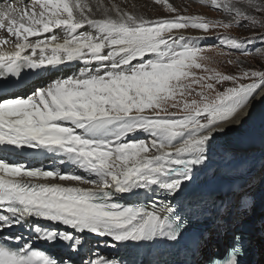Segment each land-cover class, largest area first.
<instances>
[{
    "label": "snow or ice",
    "instance_id": "obj_1",
    "mask_svg": "<svg viewBox=\"0 0 264 264\" xmlns=\"http://www.w3.org/2000/svg\"><path fill=\"white\" fill-rule=\"evenodd\" d=\"M154 2L168 15L134 0L0 4V264H248L264 138L258 171L254 155L211 164L218 138L264 97V0H196L212 19ZM70 64L81 66L14 93L24 70ZM29 150L63 167L24 162ZM218 172L194 202L193 183ZM227 235L222 257L206 255Z\"/></svg>",
    "mask_w": 264,
    "mask_h": 264
},
{
    "label": "bare ground",
    "instance_id": "obj_2",
    "mask_svg": "<svg viewBox=\"0 0 264 264\" xmlns=\"http://www.w3.org/2000/svg\"><path fill=\"white\" fill-rule=\"evenodd\" d=\"M134 2L142 6L140 9L141 12L144 13L149 18L155 19L157 17H162V15L164 14L161 9L163 5L155 4L154 0H147V3H145V0H134ZM169 2L173 3L176 7L184 6V3L180 2V0H169ZM148 9H149V13H148ZM5 35L6 33L0 30V37H3ZM76 66H81V65L70 64L66 67H62L59 71H61L63 68H64L63 70L67 68L74 69ZM59 71L48 72L49 74V78L47 79L48 82L49 80H51L50 77L55 76ZM62 76L66 77L68 76V74L66 75L64 74ZM53 80H55V78L52 79V81ZM242 118H243V123H241ZM233 124H239L240 126L233 127L232 129L226 131L224 135L218 138L216 155L213 158L211 167L217 170L223 169L227 163L226 160L227 156L229 154H235L237 156L254 155L256 158L255 164L258 169L260 142L262 138H264V97H258L256 101L251 105L250 110L246 108L243 112H241L240 115L237 116L236 119L233 121ZM235 143L237 148H233V145ZM40 156L47 157L46 155H40ZM49 164L54 165L52 160ZM56 165L58 164H55L54 166ZM220 179L221 177L219 175V172L217 173V176L215 178H213L210 175L202 174L201 177L196 182L193 183L189 192L197 191L200 187L210 184L213 185L207 190L213 189L215 188L214 187L215 183ZM259 187L260 186H257L255 188L256 191H253V193L255 192L254 196L256 198V204L258 206L260 205V200H262L264 197V191H262V189L259 190ZM263 215H264V205L262 206V210L259 213L260 217H262Z\"/></svg>",
    "mask_w": 264,
    "mask_h": 264
},
{
    "label": "rangeland",
    "instance_id": "obj_3",
    "mask_svg": "<svg viewBox=\"0 0 264 264\" xmlns=\"http://www.w3.org/2000/svg\"><path fill=\"white\" fill-rule=\"evenodd\" d=\"M180 2L184 3V6L182 7H178L180 9H184L185 6L187 7V13L186 14H192V15H196V14H203L206 15L208 18L212 19V18H218V14L215 11H212L206 7H203L200 3L196 2V0H180ZM145 3H147V0H145ZM175 6V5H174ZM162 12L164 13L162 15V17H165L168 15V13L165 11L164 7L162 6ZM148 13H149V9H148ZM194 33L196 32H190V34L194 35ZM188 34V33H186ZM233 35H247V33L242 32V31H237V30H233L232 33ZM207 44H213L215 43L212 40L206 41ZM212 55H214V53H210ZM241 59H244L243 57H241ZM250 62L252 64H255L256 61L254 60H250ZM261 63H264V61H261ZM220 70L226 71V72H232L235 70V68L231 65H221L220 66ZM258 171V169H257ZM256 188V187H255ZM261 188L259 187V190ZM255 191V190H253ZM254 194V193H253Z\"/></svg>",
    "mask_w": 264,
    "mask_h": 264
}]
</instances>
